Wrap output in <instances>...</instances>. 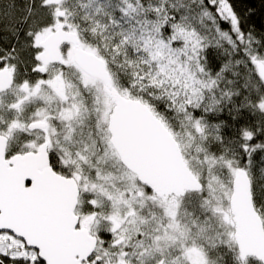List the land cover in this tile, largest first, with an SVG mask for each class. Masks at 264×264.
<instances>
[{"label": "snow or ice", "instance_id": "obj_1", "mask_svg": "<svg viewBox=\"0 0 264 264\" xmlns=\"http://www.w3.org/2000/svg\"><path fill=\"white\" fill-rule=\"evenodd\" d=\"M244 4L0 0V264H264Z\"/></svg>", "mask_w": 264, "mask_h": 264}, {"label": "trees", "instance_id": "obj_2", "mask_svg": "<svg viewBox=\"0 0 264 264\" xmlns=\"http://www.w3.org/2000/svg\"><path fill=\"white\" fill-rule=\"evenodd\" d=\"M8 2V0H4V3L6 4ZM252 4H255L256 7V15L257 17H260L261 15H264V6H262L259 3V0H245V4L244 6H250Z\"/></svg>", "mask_w": 264, "mask_h": 264}, {"label": "water", "instance_id": "obj_3", "mask_svg": "<svg viewBox=\"0 0 264 264\" xmlns=\"http://www.w3.org/2000/svg\"><path fill=\"white\" fill-rule=\"evenodd\" d=\"M27 183H31L30 181H28Z\"/></svg>", "mask_w": 264, "mask_h": 264}, {"label": "flooded vegetation", "instance_id": "obj_4", "mask_svg": "<svg viewBox=\"0 0 264 264\" xmlns=\"http://www.w3.org/2000/svg\"><path fill=\"white\" fill-rule=\"evenodd\" d=\"M28 185H30V183H27Z\"/></svg>", "mask_w": 264, "mask_h": 264}]
</instances>
